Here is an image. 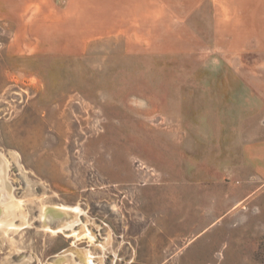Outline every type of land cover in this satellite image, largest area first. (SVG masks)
<instances>
[{"label": "rangeland", "instance_id": "1", "mask_svg": "<svg viewBox=\"0 0 264 264\" xmlns=\"http://www.w3.org/2000/svg\"><path fill=\"white\" fill-rule=\"evenodd\" d=\"M245 26L218 0H0V264H264V15Z\"/></svg>", "mask_w": 264, "mask_h": 264}, {"label": "crops", "instance_id": "2", "mask_svg": "<svg viewBox=\"0 0 264 264\" xmlns=\"http://www.w3.org/2000/svg\"><path fill=\"white\" fill-rule=\"evenodd\" d=\"M218 12L221 29L229 25L240 29L247 23L255 24L264 15V0H218Z\"/></svg>", "mask_w": 264, "mask_h": 264}, {"label": "bare ground", "instance_id": "3", "mask_svg": "<svg viewBox=\"0 0 264 264\" xmlns=\"http://www.w3.org/2000/svg\"><path fill=\"white\" fill-rule=\"evenodd\" d=\"M5 173H6V166L4 162L2 161V159L0 158V178H1V175L4 176ZM2 188L3 187L1 186V183H0V192L7 196V201L5 203L0 204V228L6 229L8 227L13 226V220L15 217H17L16 215H17L18 209L20 208L19 207L20 205H19V202L13 199L11 195V191L9 188H7V186L4 189ZM40 211H41V216L43 220L48 218V214L51 211L54 212L59 217L69 216V215L77 216V214L79 213L78 208L66 210V209H55L52 207H42ZM68 227H71L70 223L63 222L60 225L59 229H66V228L68 229Z\"/></svg>", "mask_w": 264, "mask_h": 264}]
</instances>
